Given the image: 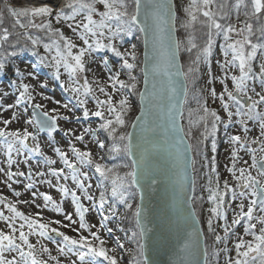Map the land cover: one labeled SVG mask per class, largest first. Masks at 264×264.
<instances>
[{
	"label": "snow or ice",
	"instance_id": "6c2138e0",
	"mask_svg": "<svg viewBox=\"0 0 264 264\" xmlns=\"http://www.w3.org/2000/svg\"><path fill=\"white\" fill-rule=\"evenodd\" d=\"M183 13L185 19L181 28L186 35L180 40L171 35L176 31L171 0H36L34 6L20 8L10 6L5 0L0 6V72L13 73L15 79L10 83L18 93L14 103L8 104L6 108L0 105L3 111L13 110L9 119L0 120L3 124L0 127V142L7 157V168L11 169L13 165L21 163L13 159L14 155L20 157L26 153H35L42 157L48 170L38 171L35 175L54 177L56 185H53L52 179L43 182L56 187L62 196H70L78 217V221L73 220L72 214L64 212L51 195L39 193L45 207L51 204L52 211L63 214L64 219L69 221L63 227L78 224V227L72 228L77 234L72 237L57 227H51V224H60V221L40 222L31 214L19 211L17 205L7 197L0 196V205L11 214L6 216L0 212V221H4L8 229L7 232L0 230V264H48V261L40 258L43 254H48L49 260L55 264H62L56 256L51 255L42 240L56 243L59 255L66 258L67 264H102V261L119 264L114 254L116 249L108 248L107 241L100 234L102 229L109 235L113 233L112 228L106 227L105 221L121 219L117 204L124 205L135 221L136 230L132 231L131 239L136 243L137 256L141 259L134 258V264H156L146 255L147 245L144 241L149 231L143 223L146 217L142 219L141 206L133 208L131 198L140 193L143 201V184L152 187L158 183L160 176L168 179L173 203L172 217L167 218V222L161 221L157 243L166 246L173 229L177 238L181 232H185L188 238L177 246L178 259L174 264H200L198 256L203 231L197 227L200 219L194 204L204 197L195 195L197 157L203 161L201 168H209L203 189L208 193L207 202L211 204L207 209V233L212 236L214 243L223 245L211 253L205 247L203 264H210V255L219 257L221 253L225 254V264H264V0H189ZM5 14L10 23L6 24ZM65 27L71 31L72 36L66 34ZM134 29L144 34L146 49L143 69L145 90L139 93L140 114L131 124L132 129H139L138 133L121 131L128 127L126 117L132 110L128 96L122 95L118 102L113 101L115 92L131 94L137 90V76L133 74L137 59L135 45L131 50L125 49L122 52L117 43ZM217 38L223 40L220 46L223 60L218 61L223 75L213 76L210 69L205 74L208 76L206 83L212 85L218 80L223 86L222 91L218 94L215 88H206L194 93L196 107L187 110L188 124L185 129L180 121L184 118L183 105L188 103L189 85L194 87L200 79L202 65L210 64ZM149 46L151 54L147 51ZM40 49L44 55L39 54ZM100 50L111 52L119 58L122 61L120 68L127 73L126 82L120 79L119 71L108 69L111 75L106 83L113 92L107 91L99 79L93 78L90 81L84 75L90 71L86 66L87 58ZM21 51L38 55L42 64L53 69L57 80L61 79L63 69L67 80L61 86L76 100V106L82 109L83 118L93 116L101 121L98 128H84L78 135L68 130L64 136H73L75 141L83 142L86 135L97 138L98 133L106 134L111 144L106 146L104 140L97 138L98 148L107 147L113 158L119 155L127 157L131 162L130 165H124L130 168L128 172L121 175L117 170L119 166L109 167L101 162L103 156L97 159L91 151H82L76 147L72 140L68 141L72 158L60 147H56L54 152L63 167H52L57 164V160L45 155L37 142L38 135L46 131L52 137L53 132L59 129L58 121L69 117L59 115L56 108L49 111L44 105L34 102L36 96L32 84L25 82V73L19 67H13L14 58ZM181 52L189 56L186 68L178 63ZM257 60L258 71L254 67ZM108 63L107 59L103 61L106 69ZM28 75L32 76L31 73ZM157 77L164 78L159 81V86ZM32 78L35 79L34 76ZM150 78L151 90L148 87ZM229 80L231 89L227 83ZM257 83L260 91L256 89ZM39 87L46 88L47 84L39 83ZM97 90L105 99L96 95ZM204 92L208 93L213 103L219 101L226 119L216 109L209 107ZM39 95L43 96L42 93ZM7 96L8 92H0V99ZM89 97L95 102L94 110L87 106ZM56 104L72 111L68 103L56 101ZM21 105L24 106L22 110ZM29 108L31 114L25 115ZM21 121L23 123L19 129L8 130L12 122ZM250 122L259 128V136L251 140ZM234 124L239 126L242 134L229 132ZM221 126L226 133L231 164L226 171L234 181L232 184L224 179L222 187L216 156L212 155L209 160L206 154L209 141L211 152H217V133ZM194 130L198 135L194 136ZM29 141L32 142L31 146ZM241 152L250 154V162L243 159ZM22 163L27 164L28 159ZM86 168H93L102 182L97 185L101 189L98 201L90 193L93 185L88 171L84 170ZM65 169L69 171L66 173ZM189 171L193 174L191 195L187 190ZM0 172L5 173L8 181L25 176L23 171L13 172L0 168ZM27 178L33 180L31 168ZM69 178L75 190L70 189L67 183H59L61 180L67 182ZM34 187L32 182L26 185L28 189ZM229 194L231 201H239L236 206L239 210L233 209L231 224L227 223L225 212L226 197ZM14 195L19 197L20 193L15 192ZM36 195L33 192V196ZM82 199L91 202V208H96L98 203L102 217L99 226L86 221V213L90 208L82 203ZM184 204L188 206L186 213L182 207ZM214 218L225 220L224 236L216 233ZM17 220L20 221L18 225ZM242 221H246L242 225L243 235H238L234 228L241 225ZM53 233L61 239L54 241ZM230 234L236 238L234 256L227 255L230 252L227 247ZM33 235L38 237L39 250L36 244L30 242L29 238ZM245 236L251 239L245 240ZM117 246L125 247L118 241Z\"/></svg>",
	"mask_w": 264,
	"mask_h": 264
},
{
	"label": "rangeland",
	"instance_id": "374dc122",
	"mask_svg": "<svg viewBox=\"0 0 264 264\" xmlns=\"http://www.w3.org/2000/svg\"><path fill=\"white\" fill-rule=\"evenodd\" d=\"M11 2V1H10ZM12 4V3H11ZM13 5H16L18 7H27L26 4H21V2H15ZM31 7V6H28ZM64 31L67 35L72 36V33L69 29L66 27L64 28ZM75 39V38H74ZM77 43H80L79 41H76ZM118 45L120 46V50L123 52L125 49L131 50L132 46L135 45V54H136V68L133 72L134 75L137 76L138 70L141 69V55H142V40H141V34L140 35H134L129 40H123L118 41ZM107 59L109 61L108 68L106 69L103 61ZM223 57L220 50V46H218V49L216 51L215 56L210 61V64L207 66L202 65L201 67V76L199 85L202 89L206 88H215L217 90V93L219 94L222 91V85H220L219 81L217 80L212 85H208L206 83L208 76L205 74L208 69H210L213 76H222L223 73L220 72L218 61L222 62ZM131 62V61H130ZM122 61L118 59V61L111 56L110 52L103 50L102 52H94L91 57L87 58V68L90 69V71L86 72L84 75L88 77V79L91 81L93 78H97L100 80L101 84L106 87V90L109 92H113V90L108 87L107 81L109 75L111 73L108 71V69H111L112 72L119 71L121 73L120 79L125 80L127 82L128 77L126 70L120 68V64ZM258 64L259 60H257L254 64L255 69L258 71ZM15 67H19L21 71L25 73L26 80L25 82L31 83L34 88V95L36 96V100L34 102L40 103L45 106L46 110L51 111V109L56 108L57 112L61 116L69 117V119H61L58 121L59 129L56 132H53L52 137L48 136V133L40 132L38 135V143L41 146L42 151L45 153V155L49 156L52 159L57 160V164L53 165L52 167L55 168H62L63 163L59 160V157L55 154L54 149L56 147H60L63 151L67 152L69 154V158L71 159V152H70V146L68 144L69 140H72V142L75 144L76 147L83 150H89L91 151L94 156L99 159L100 156H103L104 158L108 155L107 153V147L105 149H99L96 144V139L104 140L101 133H98L97 138H93L89 135L85 136V140L83 142L75 141L73 136H64V132L68 130H72L74 135L81 134L83 132L84 128L87 127H93L98 128L101 121L97 117L90 116L87 119H84L82 116V109H80L78 106H76V100L72 97L71 93L67 91L64 87L61 85L67 80L66 73L63 72V69L61 70L62 75L61 79L57 80H50L45 75H42L41 73L35 71V69L26 61L19 60ZM14 67V68H15ZM53 72V70H52ZM31 73L32 76H29L28 74ZM6 75L0 76V92H8L9 96L4 97L3 99H0V105L3 106V108H6L8 104L14 103L15 96L18 95V93L15 92V88L12 87L10 81L15 79L12 72L5 73ZM238 74V73H233ZM35 77L33 79L32 77ZM138 77V76H137ZM139 82L141 84V76L139 78ZM39 83H46L47 87L41 89L39 87ZM229 88L231 89V81H227ZM257 91H260L258 83L256 84ZM39 93H42L43 96L39 95ZM96 95L99 96L100 99H105V97L100 94L97 90ZM122 95H127L128 99L130 100L132 104V108L135 107V103L132 99V96L127 92H115L113 94V101L114 103L118 102L120 98H122ZM205 97L208 99V104L216 109L222 117L226 119V114L223 113L222 109L220 108L219 101H216L213 103L211 101V98L208 96L207 92H204ZM43 97H47L50 99H45ZM88 108L90 110H94L95 108V102L91 99V97L88 98ZM56 101H60L61 103H68L70 107L72 108V111L69 112L59 105L56 104ZM23 105H21V110L23 109ZM138 112V111H137ZM13 114L12 109H8L7 111H3L0 109V120L3 119H9L11 115ZM31 114V108L28 109V112L25 115ZM137 114V113H136ZM79 118V119H78ZM22 121L20 123L12 122L8 126V130H16L19 129L22 126ZM0 127H3V124L0 123ZM249 127L251 129L249 133V139H254L257 136H259V128L258 126H253L252 123H249ZM130 128V127H129ZM31 130V129H30ZM129 131V129H128ZM127 131V132H128ZM229 132L231 134H242V130L239 128L238 125H232L229 129ZM217 152L213 154L210 150V159L212 155L216 156L217 159V170L221 177V187L223 184L224 179H228L230 183L234 184V181L231 180V176L229 173H227L226 168L230 167V161L228 159L229 157V151L228 144L226 142V133L223 129V126L220 127V130L217 133ZM29 144L31 146L32 142L29 141ZM85 145H87V148H85ZM109 145V144H108ZM253 147H259L258 145H252ZM210 148V145H209ZM211 149V148H210ZM240 155L243 157L244 160H249L250 162V154H245L244 152H241ZM28 159V163H22L23 160ZM13 159H16L18 161H21L18 165H13L11 169L7 168V157L4 153V148L2 142H0V168H4L6 171H23L25 173V176L23 177H14L13 181H8L7 177L4 172H0V196L7 197V199L17 205V209L25 214H31L33 217H36L40 220V222H50V221H60V224H51V227H57L60 231L65 232V234L76 237V233L72 231V228L78 227V224H72L70 227H63V225L69 224V221L64 219L63 214H58L51 209V204H49L47 207H45V202L43 201L42 196L39 195V193H44L51 195L53 197V200L60 204L61 207L64 209V212H67L69 214H72L73 220L78 221V217L75 215V208L74 205L71 203V197H64L61 193H59L56 190V187H50L47 183L43 182L45 179H52L53 185L57 184V181L54 177H38L35 175L38 171L47 172L48 166L45 164L42 157L36 155L35 153H26L24 156L16 157L13 156ZM29 168L32 170L33 174V180L29 181L27 176L29 172ZM85 171H88L91 183L93 185L92 189H90V193L93 194L98 201L99 191L100 188H97V185L101 184V180L98 174L94 172L93 168H86ZM69 170L65 169V172L67 173ZM209 172V168H202V184H206V173ZM255 174V173H253ZM34 183L35 187L33 189L26 188V185L28 183ZM59 183H67L68 187L72 190H75V186L72 184L71 179L67 182L61 180ZM11 185V186H9ZM15 192H19L20 196L16 197L14 195ZM33 192L37 193V195L34 197ZM79 195L80 193L77 192ZM27 201V203H25ZM132 204L136 203L137 206V200L131 201ZM82 203L85 204L86 207H89L90 210L88 213H86V221L90 224H97L99 226L100 221L102 220V217L100 215V209L97 203L96 208H91V202L87 200L82 199ZM239 204V201H231L230 200V194L226 197V205H225V212L227 217V223L231 224V221L234 216L233 209L238 211L239 209L236 207ZM211 205L207 202V199L205 201L204 205V213L203 217L207 218L208 211L207 209ZM118 209L119 216L121 219L113 218L109 221H105L106 227L112 228L113 233L111 235L107 234L105 229H102L100 231V234L103 239L107 241V247L108 248H115L116 252L114 253L118 260H120L121 264H123L125 261L124 257L126 255L130 254V250L132 249V243H131V233L129 230L132 227L131 222L127 218V215H129V211L127 209H122L119 204L116 205ZM0 212H3L6 216L11 215L8 213L7 209L4 208L2 205H0ZM39 214V215H37ZM107 214V213H106ZM215 224H217V233L221 236H224V225L225 220L224 219H217L214 220ZM17 225L20 223L19 220H17ZM246 223V221H242L241 225H236L234 228V231L238 235H243V227L242 225ZM259 225H257V228ZM0 230H3L5 232L8 231L5 222L0 221ZM96 229H93L95 231ZM25 231L27 229L25 228ZM87 235V233H84ZM30 242L33 244H36L37 249L39 250L40 245L37 244L38 237L33 235L30 238ZM52 239L54 241H59L61 238L56 236L54 233L52 234ZM245 240H250L249 236L244 237ZM117 241L119 243H123L125 245L124 248H119L117 246ZM42 243L47 246L50 249L51 255L56 256L62 264H67V260L65 257H62L59 255L57 251V244L50 242L48 240H42ZM236 243V238L234 236H231L228 240L227 247L230 249V252L227 254L229 256H234V244ZM222 244H216V249L219 250L222 248ZM11 258V257H9ZM43 260L48 261V264H55L54 261L49 260L48 254H43L40 257ZM225 254L221 253L219 257H217V264H225ZM119 262V263H120ZM123 262V263H122ZM102 264H106V261H102ZM125 264V263H124Z\"/></svg>",
	"mask_w": 264,
	"mask_h": 264
},
{
	"label": "trees",
	"instance_id": "16d2710c",
	"mask_svg": "<svg viewBox=\"0 0 264 264\" xmlns=\"http://www.w3.org/2000/svg\"><path fill=\"white\" fill-rule=\"evenodd\" d=\"M4 2H5V0H0V6H2L4 4ZM175 3H176L175 7H176V32H177V37H178V39L183 40L185 38V35H186V33L184 32L183 28H181V23L185 19V16H184V13H183V8L187 6V4L189 3V0H175ZM18 8H20V7H18ZM5 15H6V24L10 23V20L7 19V14H5ZM134 35H140V32H139L138 29H134L132 33L124 36L121 41L129 40ZM198 35H199V33H198ZM222 44H223L222 38H217L216 44L213 47V54H212V56L210 58V61L215 56L216 51L218 49V46H221ZM102 51L103 50L97 51V53L98 52H102ZM39 54L40 55H44L42 49H40ZM110 54H111V56H113V58H115L118 61L119 58L115 57L111 52H110ZM180 59H181V63L186 68L187 64H188V61H189L188 54L186 52H181L180 53ZM19 60H24V61L28 62L35 69V71L41 73L42 75H45L50 80L56 79L54 74H53V72H52L53 69L50 68L49 66H47L46 64H42L40 62V59H39L38 55H33L32 52H30V51H21V52L18 53V56L16 58H14L13 67H15V65L17 64V62ZM5 73L6 72H0V76L6 75ZM137 76H138L137 77V90H136V92L130 94L132 96V99H133V101H134L136 106L132 108V110L128 113V115L126 117V119L128 121V127L125 128V129H122L121 131H125V132L128 131V129H129L130 125H131V122L133 121V119H134V117H135V115H136V113L138 111V94H139L140 85H141L140 82H139V78L141 76V72L139 70L137 72ZM199 81H200V79L196 82V85L194 87L192 85H189L188 103L184 104V106H183V108H184V118L182 120V124L184 125L185 129H187V124H188L187 110L189 108H195L196 107L195 101L193 99V95H194V93L196 91L202 89L200 87V85H199ZM209 107H211V106L209 105ZM211 108H213V107H211ZM195 135H198V132L194 130V136ZM102 136L104 138L106 146L108 144L110 145L111 141L106 138V134H102ZM209 145H210V141L208 142V146L206 148V154L208 155L209 160H210V156H209L210 153L209 152H210L211 149L209 148ZM107 153H108V150H107ZM197 161H198V163H197L198 171L195 173V177H196L195 195L197 197L202 196V197H204V199L203 200H198L194 204V207L196 208L197 214H198L199 219H200L201 226L203 228L204 237H205V247H207L208 250H209V253H211L212 251H214L216 249V243H214L212 236L207 233L206 221H207V218H208L209 214H208L207 218H204L202 216L203 213H204V205H205V201L207 199L208 193L203 190L205 184H202V181H201L202 168H201L200 165L203 163V161L199 157H197ZM101 162L105 163L109 167L119 166L117 168V170L119 171V173L121 175H123L124 173H126V172H128L130 170L129 167H124V165H130L131 162H130V160L127 157H125L123 155L115 156L113 158V156L109 155V153H108V155ZM131 191L135 192V189H132ZM133 200H137V193H136V195L133 198H131V201H133ZM119 206L122 209H126L124 207V205H122V204H119ZM135 207H136V203L133 204V208H135ZM129 213L130 214L127 215V218L129 219V221L132 224V227L129 230V232L132 233L133 230H136L135 229V221H134V218L132 217V214H131L130 211H129ZM217 219L218 218H214V220H217ZM214 226L216 227V233H217V224H215V221H214ZM250 239H251V237H250ZM131 243H132V249L130 250L131 252H130L129 255H126L124 257L125 261H123V262L125 264H134V258L141 259L140 257L137 256L136 243L132 239H131ZM209 261H210V264H217V257H212L210 255L209 256ZM119 262H120V260H119ZM106 264H107V262H106ZM119 264H121V262Z\"/></svg>",
	"mask_w": 264,
	"mask_h": 264
},
{
	"label": "water",
	"instance_id": "95a60500",
	"mask_svg": "<svg viewBox=\"0 0 264 264\" xmlns=\"http://www.w3.org/2000/svg\"><path fill=\"white\" fill-rule=\"evenodd\" d=\"M172 9L175 13V28H176V8H175V0H171ZM143 18V14L141 16V19ZM141 40H142V55H141V87L139 90V93L144 91V75H143V69H144V52H145V44H144V34L141 33ZM172 37L175 39H178L177 32H173ZM147 51L151 54V47L147 49ZM178 63H181L180 55L178 57ZM161 79H164L163 77H157L156 81L159 86V81ZM152 86V78L149 80V90H151ZM138 112L135 115L138 116L140 114V108H141V102L140 97L138 94ZM135 117L132 121L135 122ZM131 123V124H132ZM182 123V120L180 121ZM128 132H139V129H132L131 125ZM134 143L136 142V137H134ZM189 175V181L187 184V190L188 194L191 195V176L193 175L191 171L188 173ZM175 179V176L173 177ZM138 194V201L137 205L142 207L143 213H142V219L146 217V219H143V223L145 224L146 228L149 229V231L146 234L145 237V243L147 245L146 248V255L149 257L150 260H153L156 262V264H174V262L178 259V245H182L183 242L188 238L185 232H181L179 235V238L175 235V230L173 229V232L169 235L168 243L166 246H159L157 243V237L159 232V226L161 224V221L164 220L167 222V218L172 217V203H173V193L172 189L169 185L167 177L160 176L158 177V183L152 187H149L147 183L143 184V194H144V200L141 201L140 199V193ZM182 207L185 210V213L188 211L187 204L182 205ZM202 230L201 223L197 225ZM190 230V229H189ZM203 231V230H202ZM205 248V240H204V233L203 236L200 238V252L198 259L200 260V264H203L204 261V254L203 250Z\"/></svg>",
	"mask_w": 264,
	"mask_h": 264
},
{
	"label": "bare ground",
	"instance_id": "6f19581e",
	"mask_svg": "<svg viewBox=\"0 0 264 264\" xmlns=\"http://www.w3.org/2000/svg\"><path fill=\"white\" fill-rule=\"evenodd\" d=\"M13 3L15 2H21V4H26V5H29V6H34L35 3H36V0H9Z\"/></svg>",
	"mask_w": 264,
	"mask_h": 264
},
{
	"label": "built area",
	"instance_id": "2783aa9c",
	"mask_svg": "<svg viewBox=\"0 0 264 264\" xmlns=\"http://www.w3.org/2000/svg\"><path fill=\"white\" fill-rule=\"evenodd\" d=\"M16 6V5H15Z\"/></svg>",
	"mask_w": 264,
	"mask_h": 264
}]
</instances>
